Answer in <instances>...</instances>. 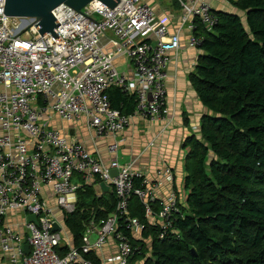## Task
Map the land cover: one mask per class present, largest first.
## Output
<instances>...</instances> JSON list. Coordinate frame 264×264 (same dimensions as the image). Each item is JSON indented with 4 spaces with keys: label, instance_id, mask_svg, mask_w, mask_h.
I'll list each match as a JSON object with an SVG mask.
<instances>
[{
    "label": "built area",
    "instance_id": "1",
    "mask_svg": "<svg viewBox=\"0 0 264 264\" xmlns=\"http://www.w3.org/2000/svg\"><path fill=\"white\" fill-rule=\"evenodd\" d=\"M176 1L183 9L182 25L190 33L187 46L199 48L201 38L195 33L198 26L212 31L217 24L215 10L207 0ZM4 2L0 0V262L7 258L9 264H94L84 255L101 250L113 238L117 253L100 264H129L134 251L119 228L126 226L139 233L144 227L129 218L128 201L136 196L150 217L154 197L141 173L131 164L119 163L122 140L117 136L134 117L167 119L166 70L169 54L179 50L180 39L169 35L144 0H121L114 9L94 1L80 13L62 5L52 12L58 23L54 29L57 39L51 34L41 37L33 26L35 20L26 19L31 22L22 27L24 19L5 16ZM106 34L112 39H106ZM104 40L112 50L106 49ZM121 57L133 66L132 79L114 67ZM111 87L136 96L132 115L111 109L107 96ZM53 116L68 123L84 118L94 135L114 138L107 147L113 160L103 164L81 143L50 128ZM75 175L83 183L98 178L107 184L117 205L99 226L89 224L79 249L61 256L62 236L54 231L59 226L55 212H74L79 190L73 182ZM135 178L142 179L138 188ZM46 185L56 201L54 206L42 195ZM176 205V193L171 192L158 213L162 230L170 227ZM31 215L36 224L27 221ZM93 233L97 238L91 243Z\"/></svg>",
    "mask_w": 264,
    "mask_h": 264
},
{
    "label": "trees",
    "instance_id": "2",
    "mask_svg": "<svg viewBox=\"0 0 264 264\" xmlns=\"http://www.w3.org/2000/svg\"><path fill=\"white\" fill-rule=\"evenodd\" d=\"M226 1L245 23L237 13L215 10L212 31L198 26L195 33L201 53L189 80L207 114L183 146L185 203L177 200L170 227L162 230L159 202L150 203L159 220L150 224L131 196L128 216L144 228H119L134 251L129 264H264V0ZM107 96L121 115L135 111L134 94L111 87ZM133 183L138 188L142 179ZM116 205L114 192L106 200L91 185H79L75 210L64 215L75 249L89 224L99 226ZM84 257L100 264L94 253Z\"/></svg>",
    "mask_w": 264,
    "mask_h": 264
},
{
    "label": "crops",
    "instance_id": "3",
    "mask_svg": "<svg viewBox=\"0 0 264 264\" xmlns=\"http://www.w3.org/2000/svg\"><path fill=\"white\" fill-rule=\"evenodd\" d=\"M144 1L154 8L156 18L160 23L167 26L169 35L179 37L180 48L178 51L169 54L170 61L166 70L167 119L161 122L132 118L129 126L117 136L122 140L117 158L120 164H131L135 172H139L145 177L148 186L152 188L154 201L159 202L160 207L166 203L171 192L176 193L179 204H184L187 196L184 188L187 151L184 150L183 146L187 138L198 134L200 120L207 114L189 80L201 51L199 48L192 49L187 46L190 33L182 25L183 9L176 0ZM207 2L212 5L214 10L230 12L227 9L228 2L226 0H207ZM106 39L111 40L112 36L106 34ZM103 42L105 45L106 40ZM106 49L112 50L111 45H107ZM122 58L125 57L115 61H121ZM119 67L122 70L121 74L126 75L129 79L133 78V66L127 59L121 61ZM116 69L118 71V66ZM49 127L59 131L67 139L81 143L93 157L101 160L105 165H108L114 158L107 152V147L114 141V138L97 137L87 129L84 118L68 123L53 116ZM166 171L171 175V181L167 180ZM80 178V176L75 175L73 182L83 185ZM100 183L98 178H94L85 184L92 186L97 197H103L106 200L112 199L113 190L111 187L108 191H103L99 187ZM42 195L49 201L50 206L55 205L56 201L52 197L49 186L43 187ZM55 217L61 229L60 232L63 234L59 250L65 247L69 250L75 248L73 237L64 226L65 216L56 211ZM147 221L150 224L159 223L157 214L153 213ZM137 236L138 234H136ZM96 238V234L93 233L89 236V241L92 243ZM116 253V242L113 238H109L106 246L94 254L102 262L115 256ZM0 264H9L8 259L4 258ZM136 264L141 263L137 262Z\"/></svg>",
    "mask_w": 264,
    "mask_h": 264
},
{
    "label": "water",
    "instance_id": "4",
    "mask_svg": "<svg viewBox=\"0 0 264 264\" xmlns=\"http://www.w3.org/2000/svg\"><path fill=\"white\" fill-rule=\"evenodd\" d=\"M98 1L110 9L117 7L121 0H5L4 15L15 19H32L35 20L33 25L39 35L44 36L51 34L54 39H57L54 34V29L58 25L52 12L58 7L64 5L74 11L80 13L83 8L90 5L92 2ZM111 176H116V171L111 172ZM99 187L103 191H108L109 186L105 183H100ZM29 223H37L35 216L31 215L27 218ZM58 225L54 226L55 232H60ZM25 253H29L28 245L24 246Z\"/></svg>",
    "mask_w": 264,
    "mask_h": 264
},
{
    "label": "rangeland",
    "instance_id": "5",
    "mask_svg": "<svg viewBox=\"0 0 264 264\" xmlns=\"http://www.w3.org/2000/svg\"><path fill=\"white\" fill-rule=\"evenodd\" d=\"M227 5H228V8L227 9H229L230 10V12H234V13H237L238 15H239V17L242 19V21H243V23H245V21H244V16H243V14L241 13V12H239V11H237V10H233L232 9V6L230 5V3L228 2L227 3ZM30 20H22L20 23L22 24V27H28L29 26V24H30ZM26 36V35H25ZM118 59H120V58H118ZM117 59V60H118ZM121 61H126V57L125 58H122L121 59ZM121 61H114V67L116 68V66H118V71L117 72H119V73H121V68L119 67V65H121ZM116 64V65H115ZM122 164V163H121ZM63 234L61 233V236H62ZM141 257V256H140Z\"/></svg>",
    "mask_w": 264,
    "mask_h": 264
}]
</instances>
